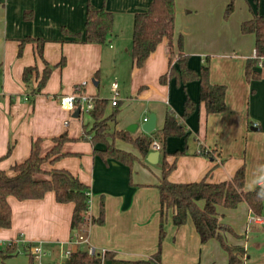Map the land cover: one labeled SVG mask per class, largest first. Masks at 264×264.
Wrapping results in <instances>:
<instances>
[{"label":"crops","instance_id":"1","mask_svg":"<svg viewBox=\"0 0 264 264\" xmlns=\"http://www.w3.org/2000/svg\"><path fill=\"white\" fill-rule=\"evenodd\" d=\"M152 1L0 0V158L7 154L10 145L13 147L11 155L0 160V170L14 175L12 167L30 156L35 139H42L44 156L54 147L53 139L68 132L71 141L64 144L62 152L72 156L47 162L43 169L68 170L90 187L89 218H98L101 203H105V224L87 228L89 246L135 261L148 260L158 250L157 186L162 177V153L157 164L146 158L135 163L133 169L116 160L103 161L94 155L89 141L80 140L95 124L91 114L74 118V113L60 106L58 98L71 95L75 84L92 78L99 70L95 87L88 85L86 91L88 96L108 100L104 118H109L115 109L111 103L112 85L117 83L120 113L108 121L106 142L140 159L132 145L115 139L116 132L128 131L129 126L136 124L134 134L143 133L142 125L150 114L157 118L155 131L161 130L169 109L182 120L186 98L199 100V83H189L186 88L161 84L160 78L169 68L167 41L160 43L140 68L132 55L129 37L133 36L135 14L146 11ZM228 3L229 0H176V41L179 36L184 38L190 68L198 71L206 58L210 59V80L227 87V107L221 114L208 115L201 104L200 111L184 121L191 134L189 154L177 160L169 179L173 183L199 182L215 168L209 181L220 183L231 180L246 165V191H253L264 187V80L246 79V64L255 58L256 40L252 34L244 35L241 27L255 15L264 16V0H236L235 13L225 21L223 14ZM89 5L114 14L113 34L107 44L74 43L70 35L64 34V29L71 34L85 32ZM31 11L33 20L26 21L25 13ZM27 38L46 42L44 59L49 64L56 65L63 57L67 61L65 67L54 69L34 104L24 100L27 89L23 72L37 66L42 73L45 63L37 57L32 43L26 44L23 55L18 57L20 41ZM104 63L107 70L112 68L115 72L111 98L100 90ZM183 146L182 139L171 138L167 151L183 150ZM201 147L218 150L220 157L216 161L204 157L198 153ZM97 148L104 149L106 144L99 143ZM167 160L173 163L175 158L169 155ZM8 202L12 227L0 228V246L20 240L33 246L42 242L46 253L42 261L57 255L52 264H64L66 253L80 249L71 240L73 203H58L53 192L40 200L19 201L11 196ZM199 205L203 207L204 202ZM218 212L221 220L242 237L227 234L226 241L246 248L245 264H264V225L250 222L254 214L249 206L244 202L236 209L220 206ZM173 215L174 210H168L162 264H228V254L219 241L202 245L191 218L186 225L176 227Z\"/></svg>","mask_w":264,"mask_h":264},{"label":"trees","instance_id":"2","mask_svg":"<svg viewBox=\"0 0 264 264\" xmlns=\"http://www.w3.org/2000/svg\"><path fill=\"white\" fill-rule=\"evenodd\" d=\"M235 0H231L227 7L226 16L229 17L235 10ZM25 20H33V13L26 12ZM114 14L105 9H94L88 7L85 32L71 34L63 30L64 34L70 35L75 43L100 44L104 45L110 41L114 29ZM241 31L244 35L255 36L256 55L249 59L246 64V79L248 82L262 79L258 70L262 62L264 66V16L255 15L253 19L242 24ZM167 41L169 57V68L165 75L161 76L160 82L163 85L174 83L177 87H184L189 83H199V100L196 102L189 96L184 102L182 120L169 109L166 113L165 123L161 130L153 133H141L136 135L130 131H118L115 139L128 143L136 149L140 155H134L120 148L115 144L106 142L105 132L108 129V121L115 120L120 113L117 105L109 118H104L108 100L93 97L94 108L91 116L95 124L91 131L82 135L80 140L89 141L94 147V155L103 161L116 160L133 169L135 163L145 160L153 151L156 143L161 144L162 153V177L158 187L160 196V234L157 252L148 260H124L119 259L114 251H96L95 254L84 252L79 249L70 252L64 264H162L163 244L166 238L165 225L167 212L174 210L173 223L176 227L186 225L191 218L202 245L211 240H217L223 250L228 254V264H245L248 259V252L244 246H232L226 241V235L231 234L240 237L232 226L223 222L218 208L236 209L241 203H246L252 213L256 216L264 215V187H257L253 191H246V165L237 170L231 180L213 183L209 181L213 168L199 182L173 183L169 177L177 167V160L189 154L190 132L184 121H187L195 113L200 111L201 104H204L208 115L221 114L226 110L227 87L225 85L213 84L210 80V59L206 58L205 63L196 71L189 66V56L185 53L184 38L179 36L176 41V0H153L149 8L144 12H138L134 17L132 55L137 67H142L147 59L154 53L160 43ZM28 43L36 47V55L45 63L42 73L37 66L27 67L23 72V81L26 86L27 102L34 104L38 95L45 89L54 68L66 66V58L51 65L44 59L45 41L42 39L27 38L20 41L18 57L23 55L24 46ZM83 93L82 90L79 91ZM13 101V100H12ZM118 104V103H117ZM93 133L97 135L92 136ZM103 133V134H102ZM171 138H178L184 141L183 150L173 153L167 151V142ZM55 145L44 156L41 154L42 139H35L32 143L30 156L22 163L12 167L14 175L10 176L6 171L0 170V228L10 229L12 227V208L8 198L13 196L19 201L40 200L49 192H53L56 201L60 204H74L71 218L72 239L77 234H83V230L92 226L105 224V203H101V211L98 218H89L91 190L78 177L65 169H52L46 171L43 165L47 162H56L64 157L72 156L63 153L65 143L71 141L68 132L53 139ZM99 143H105L106 148H97ZM204 157L216 161L220 157L218 150H207L202 148ZM13 151L10 145L8 152L0 160L9 157ZM175 158L173 163L168 162L167 157ZM223 161L221 162V164ZM220 165V164H219ZM218 166V165H217ZM199 202H204L200 207ZM32 244H22L18 241H11L0 246V259L3 264L10 258L18 255L21 251L27 253L30 258L29 264H37L34 256L30 253Z\"/></svg>","mask_w":264,"mask_h":264},{"label":"built area","instance_id":"3","mask_svg":"<svg viewBox=\"0 0 264 264\" xmlns=\"http://www.w3.org/2000/svg\"><path fill=\"white\" fill-rule=\"evenodd\" d=\"M263 63L261 62L259 64L260 68H263ZM81 90V87L76 88L75 92L71 95H64V96H60L58 98L60 106L62 108H64L65 110L74 113L78 108L81 109V114H91V112L93 111L94 108V102H93V97L92 96H88L85 95L84 93H80L79 91ZM112 90L114 92L115 97L113 98V100L111 101L112 106L116 107L118 104V85L117 83H113L112 85ZM1 92V89H0ZM25 100L27 101V96H25ZM147 119H145L146 121ZM66 125H68V123H66ZM154 149L156 151L161 150V145L159 143H156L154 145ZM199 154L202 153V149L200 148L198 151ZM92 197V194H91ZM91 203V202H90ZM250 222H259L261 224L264 225V215L263 216H252ZM83 234H77L76 238L74 240H72L73 244L78 245V247L80 249H83L84 246L88 245L89 247V253L90 254H95L96 250L94 248H92L91 246H89V242H88V237H87V228L84 229ZM19 243L25 244L23 241H18ZM104 252V251H103ZM30 253L34 256L35 261L37 262V264H43L42 258L44 256H46V253L43 250V243H37L36 245H34L31 250ZM66 257H68L70 255V253H66L65 254Z\"/></svg>","mask_w":264,"mask_h":264},{"label":"rangeland","instance_id":"4","mask_svg":"<svg viewBox=\"0 0 264 264\" xmlns=\"http://www.w3.org/2000/svg\"><path fill=\"white\" fill-rule=\"evenodd\" d=\"M230 2H231V0H229V3ZM229 3H228V5H229ZM228 5H227V7H228ZM234 6L236 9V0H235ZM227 7L225 8L224 14H223V19L225 21H228L230 19V17L235 13V10H234V12L229 17H227L226 16ZM132 37L133 36L131 34V36L129 37V43L132 42ZM130 55H131V53H130ZM262 67L263 68H258V70H260V73L262 74V80H264V66H262ZM97 73H99V70H98V72H96V75H94L92 78L85 80V82L75 84L76 86L73 87L72 94L75 92L76 88L81 87V90L85 95H90L89 93H87L86 87H89V86L95 87L94 81L96 80V76L98 75ZM114 74H115V72L113 71V69L111 68L110 70H107L105 68V63H104V67L102 68V70L100 72V81H101L100 90L104 93L106 98H111L114 95V94L113 95L111 94V85L115 81V77H114L115 75ZM87 90H88V88H87ZM119 95H120V93L118 94V97H119ZM25 96H24V100H25ZM114 97H115V95H114ZM84 118H86V119L89 118V115H85ZM165 230H166V226H165ZM44 248L45 247L43 246V250L45 252ZM56 258H57V255L55 257L53 256V258H51V259L44 258L43 262L44 263L49 262L50 264H52ZM5 262H6V264H29L30 258L27 255V253L21 251L18 255L8 258ZM0 264H2L1 259H0Z\"/></svg>","mask_w":264,"mask_h":264},{"label":"water","instance_id":"5","mask_svg":"<svg viewBox=\"0 0 264 264\" xmlns=\"http://www.w3.org/2000/svg\"><path fill=\"white\" fill-rule=\"evenodd\" d=\"M81 114V109L78 108L74 114L73 117L74 118H78ZM156 122H157V118L155 114H150V116L147 118V120L144 122V124L142 125V130L145 133H153L156 130ZM138 128V125L134 124L128 127V131L130 132H136ZM159 157H160V152L159 151H154L151 152L148 157L147 160L148 162H150L151 164H157L159 161ZM84 252H89V247L88 245L84 246L83 248Z\"/></svg>","mask_w":264,"mask_h":264}]
</instances>
